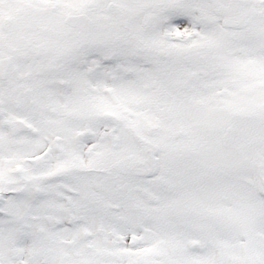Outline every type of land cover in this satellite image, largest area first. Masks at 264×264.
Instances as JSON below:
<instances>
[{"label":"snow or ice","instance_id":"1","mask_svg":"<svg viewBox=\"0 0 264 264\" xmlns=\"http://www.w3.org/2000/svg\"><path fill=\"white\" fill-rule=\"evenodd\" d=\"M0 264H264V0H0Z\"/></svg>","mask_w":264,"mask_h":264}]
</instances>
